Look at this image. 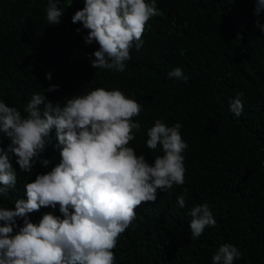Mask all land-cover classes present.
I'll use <instances>...</instances> for the list:
<instances>
[{
    "label": "trees",
    "instance_id": "16d2710c",
    "mask_svg": "<svg viewBox=\"0 0 264 264\" xmlns=\"http://www.w3.org/2000/svg\"><path fill=\"white\" fill-rule=\"evenodd\" d=\"M47 6L48 0H0V100L24 115L32 94L49 85L59 88L44 95L61 105L95 88H118L143 106L134 118L141 129L129 143L138 155L152 163L163 154L161 146L155 152L146 146L157 119L180 123L188 144L185 183L136 208L113 250L115 264H212L224 243L242 254L234 264H264V32L256 23L264 25V9L257 15L255 0H156L159 14L148 22L143 46L133 47L125 70L116 72L91 66L98 45H85L87 30L71 21L83 0H59L64 14L58 25L48 24ZM176 67L187 83L168 76ZM238 93L239 117L229 111ZM46 140L41 157L50 160L47 168L37 162L32 173L22 172L9 153L17 182L0 197V207L14 209L17 199H26L24 185L59 163L54 129ZM9 142L0 133V147ZM180 195H186L184 208ZM203 203L216 225L192 238L187 213ZM46 212L61 215L57 205L29 219L38 223Z\"/></svg>",
    "mask_w": 264,
    "mask_h": 264
},
{
    "label": "clouds",
    "instance_id": "9594fccd",
    "mask_svg": "<svg viewBox=\"0 0 264 264\" xmlns=\"http://www.w3.org/2000/svg\"><path fill=\"white\" fill-rule=\"evenodd\" d=\"M58 2L48 0L49 25L61 22L64 10ZM255 4L258 15L264 0H255ZM158 14L156 0H83L71 21L87 30L85 45H98L91 66L122 72L133 47L139 51L143 46L148 22ZM256 23L264 32V25ZM168 76L188 80L179 67ZM58 88L49 85L33 93L24 115L0 100V133L10 141L6 148L0 147V197L9 196L17 182L9 153L22 172L32 173L37 162L47 168L50 160L41 153L54 129L60 155L50 171L36 174L24 185L26 199H17L14 209L0 207V264H115L113 250L135 221L136 208L154 203L158 191L169 192L174 185L185 183L188 144L180 123L168 126L157 119L147 129V148L155 152L161 146L163 153L149 163L144 154L138 155L129 146L141 129L134 119L143 112L140 103L118 88H95L67 97L61 105L44 95ZM242 95L238 93L229 103V111L237 117L243 111ZM177 204L184 208L186 195L178 196ZM57 205L61 215L46 212L38 223L30 221L29 214ZM187 214L192 238L216 225L207 203L192 206ZM17 218L22 225H17ZM241 255L233 244L224 243L211 260L212 264H234Z\"/></svg>",
    "mask_w": 264,
    "mask_h": 264
}]
</instances>
